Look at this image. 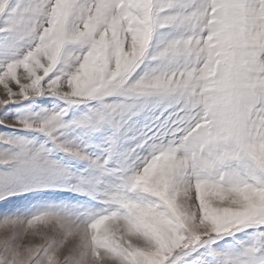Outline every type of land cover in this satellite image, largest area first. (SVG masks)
<instances>
[{
	"label": "snow or ice",
	"instance_id": "snow-or-ice-1",
	"mask_svg": "<svg viewBox=\"0 0 264 264\" xmlns=\"http://www.w3.org/2000/svg\"><path fill=\"white\" fill-rule=\"evenodd\" d=\"M0 264H264V0H0Z\"/></svg>",
	"mask_w": 264,
	"mask_h": 264
},
{
	"label": "rangeland",
	"instance_id": "rangeland-1",
	"mask_svg": "<svg viewBox=\"0 0 264 264\" xmlns=\"http://www.w3.org/2000/svg\"><path fill=\"white\" fill-rule=\"evenodd\" d=\"M0 87H2V86H0Z\"/></svg>",
	"mask_w": 264,
	"mask_h": 264
}]
</instances>
